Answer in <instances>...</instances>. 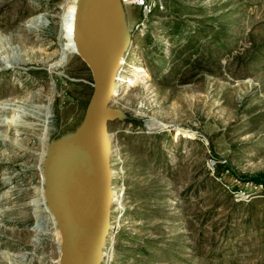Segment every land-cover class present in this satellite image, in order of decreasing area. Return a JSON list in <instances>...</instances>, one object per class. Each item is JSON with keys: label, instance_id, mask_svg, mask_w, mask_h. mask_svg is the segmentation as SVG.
<instances>
[{"label": "rangeland", "instance_id": "1", "mask_svg": "<svg viewBox=\"0 0 264 264\" xmlns=\"http://www.w3.org/2000/svg\"><path fill=\"white\" fill-rule=\"evenodd\" d=\"M3 1L24 15L17 29L0 14L1 58L70 60L54 75L38 63L0 72V264H59L41 135L45 124L47 145L75 129L93 77L62 35L68 0ZM125 7L133 42L121 70L137 81L113 103L128 114L109 124L125 197L112 206L102 264H264V0Z\"/></svg>", "mask_w": 264, "mask_h": 264}, {"label": "water", "instance_id": "2", "mask_svg": "<svg viewBox=\"0 0 264 264\" xmlns=\"http://www.w3.org/2000/svg\"><path fill=\"white\" fill-rule=\"evenodd\" d=\"M73 42L93 92L73 130L49 139L42 161L44 200L61 236L59 264H102L114 204L109 124L128 117L113 106L133 39L122 0H77Z\"/></svg>", "mask_w": 264, "mask_h": 264}, {"label": "bare ground", "instance_id": "3", "mask_svg": "<svg viewBox=\"0 0 264 264\" xmlns=\"http://www.w3.org/2000/svg\"><path fill=\"white\" fill-rule=\"evenodd\" d=\"M76 1L77 0H68V4L65 6V7H68V11L62 17V21H63V24H62V26H63L62 27V35H68L69 34V35H71L72 38H73V18H74V13H75V9H76ZM20 7H22V6L20 5ZM1 13H3V15H4V17H5L6 21H7V25L8 26L16 27L17 29H19L21 27L20 21L23 19L24 11H22L21 9H14L12 6L9 5V2H4L3 1V2H0V14ZM30 22H32V24L37 26L36 29L41 28L42 24H43L41 18L40 19L34 18ZM21 32L23 34H20V36L18 38H16V39L19 41L20 45L22 47H24L25 44H26V28L21 29ZM17 35H19V34H17ZM61 37L64 39V43H63L62 46L67 45V43H66L67 38L64 37V36H61ZM69 60H70L69 55L67 53H65V52H60L59 55L57 56V59L53 55H47L46 57L37 59L36 54H34L33 57H31L29 59H27V58L25 59V57H19L18 55L14 56L12 58H6V57L5 58H1L0 57V72L4 71L5 69H9L11 67H19V66H22V65L30 64V63H35V64L38 63L40 65L47 66L49 68V71L51 70V74L54 75V73H57L58 69L65 68L66 65L68 64ZM137 69H136V72H138ZM142 71L143 70L139 68V72H142ZM26 74L27 75H31V72H26ZM32 76H34V75H32ZM140 76H142V75L140 74ZM140 76H138V77H140ZM56 81L57 80H55V83H56ZM135 81H137V80H135V79L133 80L128 75L124 74L122 72V70H120V72L118 73L117 81H116V86L117 87H116V96L114 97V100L116 99L115 101H117V97L119 96V94L121 92H123L122 91L123 90L122 87L125 88L127 86L128 82H135ZM36 85H39V83H37ZM37 96L39 97V99H42L44 94L42 92H40V93L37 94ZM33 98H35V97H33ZM53 99H54V90H52L51 94L47 96V100H48L49 104H50V102L53 101ZM37 102H38V100H37ZM44 110H47V106H45L43 111ZM48 110H47V112H45L44 115H42L40 113H37V116L39 117V121L42 123V125H43V121L45 119L47 120L49 118ZM31 112H33V111H31ZM14 114H15V112H14ZM44 123H46V122L44 121ZM153 125L155 127H159V125H157V124H153ZM44 127H43L44 128L43 133L41 135L42 136L41 141L43 142L42 143L43 148H42V152H41V155H40V167H42V161L44 159L46 146H47L45 143L47 142L48 134L50 132V131H48L49 128L47 129L45 124H44ZM23 129H26L28 131L31 128H23ZM118 150H120L118 142H116V143L113 142V154L115 152H117ZM113 171L115 173L117 170H115L113 168ZM42 184H43V182L41 183V185ZM120 197H125V195L124 194L122 195L121 191L114 190V202L118 201L120 199ZM47 211H48V209H47ZM57 230H58V228H57ZM57 238H58V242L57 243L60 245L61 236L58 235ZM108 240H110V239H108Z\"/></svg>", "mask_w": 264, "mask_h": 264}, {"label": "built area", "instance_id": "4", "mask_svg": "<svg viewBox=\"0 0 264 264\" xmlns=\"http://www.w3.org/2000/svg\"><path fill=\"white\" fill-rule=\"evenodd\" d=\"M125 5H134L143 9L145 13L151 12L162 3V0H122Z\"/></svg>", "mask_w": 264, "mask_h": 264}]
</instances>
